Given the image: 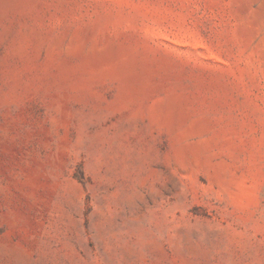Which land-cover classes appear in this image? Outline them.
<instances>
[{
	"label": "rangeland",
	"instance_id": "obj_1",
	"mask_svg": "<svg viewBox=\"0 0 264 264\" xmlns=\"http://www.w3.org/2000/svg\"><path fill=\"white\" fill-rule=\"evenodd\" d=\"M0 264H264V0H0Z\"/></svg>",
	"mask_w": 264,
	"mask_h": 264
}]
</instances>
